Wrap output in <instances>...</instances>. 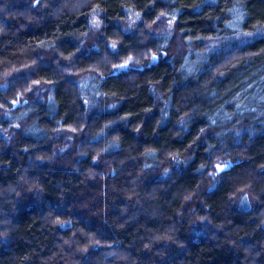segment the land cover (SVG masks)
<instances>
[{"label":"clouds","instance_id":"clouds-1","mask_svg":"<svg viewBox=\"0 0 264 264\" xmlns=\"http://www.w3.org/2000/svg\"><path fill=\"white\" fill-rule=\"evenodd\" d=\"M168 2L178 6L161 8L149 20L132 0H119L125 15L113 17L112 23L135 38V44L123 54L120 33L108 36L104 32L107 25L102 16L107 10L99 0H0V37L9 38L6 44L17 38L14 51L0 56V155L10 152L16 158L23 152L27 157L17 168L14 181L0 183V264H36L34 258L39 264H184L179 258L191 247L200 241H218L220 235L230 242L237 259L243 255L242 264H264V240L241 238L242 229L229 226L230 216L249 217L255 223L253 231L264 233V162L252 166L248 155L252 142L264 137V65L256 69L260 83L253 80L234 92L218 86L226 71L251 60L253 53L243 49L264 41V0H223L220 14L215 9L221 0ZM148 5L155 6V0H147ZM185 7L194 15L203 14L213 34L185 39L177 33L176 23ZM79 16L86 20L82 29L66 34L74 37L72 51H62L55 39L18 40L22 30L39 27L46 19L65 24ZM21 19L26 23L9 26ZM60 35L64 33L57 26L54 36ZM196 41L202 46L197 47ZM176 57L181 58L178 67ZM213 57L222 62L214 65ZM81 58L91 63L81 66ZM161 62L173 65L181 81L173 79L167 88L162 78L146 81L158 114L150 108L139 111L148 118L156 117V146L143 143L147 140L143 118L137 123H132L129 114L103 119L119 112L126 98L103 85L107 79L120 77L134 82L137 76L132 73L147 72ZM41 69L50 71L41 75ZM200 76L206 77L200 88L174 100L173 86L187 89ZM61 82L70 93L69 106L74 107L69 124L65 123L68 113L59 111ZM254 85L255 90L250 91ZM193 93L206 103H195ZM42 110L47 122H41ZM201 123L183 148L159 143L155 132L167 128L176 144H184L193 126ZM121 131L137 143L127 144ZM20 137L33 143L19 144ZM41 145L48 150H41ZM201 149L204 159L193 169ZM89 159L90 165L81 169ZM126 161L133 165L127 176ZM62 164L69 167L62 168ZM11 167L0 160V169ZM42 169L49 175L58 169L81 177L83 185L102 187L90 206H83L84 212L77 208L64 215L71 199L64 182L47 184L39 174ZM189 172L198 177L196 185L180 186L170 195L168 185ZM118 178L123 186L115 183ZM226 180L229 187L217 214L207 198L220 192ZM49 189H55L61 198L50 197ZM110 194L123 199L109 201ZM100 202L103 207L97 208ZM29 212L40 213V226L51 237L49 256L39 255L35 246L25 250L33 239L19 234L20 220ZM110 214L117 219L111 220ZM141 220L146 222L143 232L137 228L126 246L117 230Z\"/></svg>","mask_w":264,"mask_h":264},{"label":"trees","instance_id":"trees-1","mask_svg":"<svg viewBox=\"0 0 264 264\" xmlns=\"http://www.w3.org/2000/svg\"><path fill=\"white\" fill-rule=\"evenodd\" d=\"M186 4H190L191 0H185ZM99 3L102 7L106 8V15H103L102 18L105 20V24L107 27L105 28V33L108 36H111L113 32H119L122 37V43L120 45L121 51L123 54H126L130 45L135 44V38L130 35H124V33L117 28L112 23L113 17L123 16L125 12L122 10L123 5L119 3V0H99ZM132 3L135 5L137 10L142 11V15L145 19H153L157 14L158 10L161 8L171 9L172 7L178 6L177 4H172L168 2V0H155V6L148 5L147 0H132ZM224 6L223 0H221L219 7L215 9L217 14L221 13V9ZM207 11V8L205 9ZM20 23H26L23 19L19 21H12L9 25L12 28L18 27ZM86 23L84 16L79 17H71L68 22L65 24H59L58 21H54L51 19H46L39 27L24 29L19 33L18 40L21 42H27L29 40L40 41L43 39H55L57 47H59L64 52L72 51L76 45L72 43L74 37H69L66 35L67 33L72 32L75 29H82V26ZM57 26H59V30L64 35H60L59 37H55L54 33L57 30ZM142 26V25H141ZM177 31L181 33L185 39L191 36H208L213 34V30L209 21L203 18V14L194 15L190 8L185 7L183 14L179 17L176 23ZM9 39L8 37H0V56L9 55L14 51L15 43L17 42V38H12V44H6L5 41ZM98 43H102L100 40ZM171 44V41H170ZM197 47H201L199 41L195 42ZM174 47V46H173ZM264 49V41L257 42L256 44L249 46L243 49L244 52H251L253 56L250 61L247 63L241 62L236 65L234 68L226 71L224 74V79L219 83V88L228 89L230 92L239 91L243 87L246 86L247 83H252L253 80H256L258 83L259 73H256V69L260 68L261 65H264V52L261 50ZM35 54V53H34ZM171 55V53H170ZM192 59L195 60V53L192 54ZM181 62L180 57H176L174 60V64L178 67ZM222 62V60H217V58H212V63L215 65L217 63ZM90 60H83L81 58V66H85L90 64ZM48 69H41L40 74L44 75L46 72H49ZM131 75L137 76V80L134 82H130L126 77L111 78L107 79L103 85L105 90L115 91L119 94H126L125 102L119 112L113 113L109 116L103 117V119H111L117 115L129 114L130 120L132 123H137L141 118L144 119V129L145 135L147 136V140L143 141L146 144H152L158 146L157 141L153 138V126L155 123L156 117L148 118L146 114L141 113L139 110L141 108L151 109L153 112H157L158 108L153 107V96L149 93L148 85L146 83L147 80H161L164 88H167L168 84L175 79L177 83H180L181 76L180 73L175 72L173 69V65L166 64L161 62L157 67L152 68L151 70L143 73H132ZM206 77L200 76L199 82H193L185 87H180L177 89L175 86L172 88L173 98L174 100L179 98L182 94H187V92L192 91L193 89H198L202 86L203 81ZM213 87H216L217 84L214 82ZM65 83L61 82L58 85L57 89V98L61 101L60 103V114L63 115L65 112L68 115L65 117V123H72L74 119V107H70L68 101L70 100V93L65 92ZM255 90V85L253 89ZM195 103H206V101H202L200 98H197L195 93H193V98ZM162 103V102H158ZM82 110V105H81ZM41 122H47L43 118V110L41 115ZM201 124H196L193 126L192 133L185 139L184 144H176L175 140L170 136L167 128L160 130L156 129V134L159 135L160 140L159 143H171L175 147L183 148L188 143L191 142L192 137L199 130ZM121 135L125 137L127 144H136L134 137L128 135L127 133L121 131ZM247 140V138H245ZM33 143V141L25 140L23 137H20L19 144H27ZM41 150L47 151L48 149L44 148L41 145ZM203 149L200 150V153L197 154L196 164L192 165L194 169L202 159H204ZM248 155L251 157L252 166L264 162V137H258L252 144L248 147ZM27 157L23 152H18L16 158L9 153H4L0 155V160L5 161L6 163L11 164L10 170H2L0 169V183H7L9 181H14L15 172L17 168L20 166V163L26 161ZM125 176L128 175L129 172L133 170V165L130 161L125 162ZM90 165V159L81 164V169H84ZM62 168L69 167L67 164H62ZM42 177L45 178L47 184H53L56 180H63L65 189L69 193L71 199L68 201V208L65 211L64 215H71L74 209L79 208L80 212H84V205H89L94 201L95 195L100 192L99 186H94L89 183L87 185H83L81 183L82 178L78 176H68L64 172L54 169L53 174L49 175L48 170L42 169L39 173ZM198 181V177L191 174V172L185 174L183 177L176 176L175 183L169 184V194L175 191L176 188L184 185L195 186ZM112 183V181H109ZM115 183L118 186H123L122 178H118ZM229 187V182L226 180L225 184L222 185L220 192L215 194L213 197H209L208 203L212 205L213 211L215 213H219L221 211V200L224 196L227 188ZM48 195L54 199H60L59 193L55 189H49ZM80 197H83L81 200ZM161 198L164 199L163 193H161ZM118 199H123L122 197H117L115 195H109V201H115ZM264 199V197H262ZM119 206V204L117 205ZM103 207V202L97 204V208ZM40 213L38 212H29L25 213L20 220V231L19 234L22 237H27L28 239H33L32 246H24L26 251H31V248L35 246L36 251L41 256H49L51 255V250L49 245L51 243V237L48 235L46 229H42L40 226V221L38 217ZM111 220L117 219L115 216L110 214L109 217ZM74 219L79 222V216L74 217ZM223 219V217H221ZM146 222L141 220L139 224H132L131 226L125 225L124 229H118L117 235L122 241H125V245H130L131 241L135 238L136 229L139 228L141 232H143V228ZM154 226V225H148ZM229 226L230 227H238L242 229L241 238H247L253 242H259L264 240V233L259 231H253L255 227V223L250 220L249 217L243 218H235L229 217ZM83 227V225H81ZM123 231L124 234L120 235V232ZM43 245V247H40ZM219 245V246H218ZM23 246V242H22ZM36 260V264H39L38 258H34ZM141 261L145 260L144 257H140ZM184 261V264H242L243 255L240 254L239 259H237L236 254L234 253L230 242L223 236L220 235L218 241H200L195 246L191 247L187 253L183 257H180ZM178 264V262H177Z\"/></svg>","mask_w":264,"mask_h":264},{"label":"rangeland","instance_id":"rangeland-1","mask_svg":"<svg viewBox=\"0 0 264 264\" xmlns=\"http://www.w3.org/2000/svg\"><path fill=\"white\" fill-rule=\"evenodd\" d=\"M176 31H177V26H176ZM104 32H105V29H104ZM177 33H179V32L177 31ZM175 40H176V36L174 35L173 38H172V40H171V44H172L173 46H175ZM99 41H100V40L98 39L97 42H99Z\"/></svg>","mask_w":264,"mask_h":264}]
</instances>
